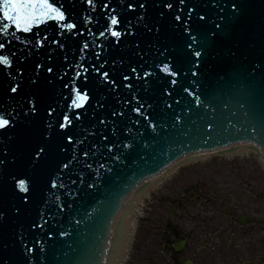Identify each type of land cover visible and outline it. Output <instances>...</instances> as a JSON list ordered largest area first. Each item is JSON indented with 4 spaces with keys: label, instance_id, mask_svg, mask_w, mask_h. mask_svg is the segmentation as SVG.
Listing matches in <instances>:
<instances>
[{
    "label": "water",
    "instance_id": "1",
    "mask_svg": "<svg viewBox=\"0 0 264 264\" xmlns=\"http://www.w3.org/2000/svg\"><path fill=\"white\" fill-rule=\"evenodd\" d=\"M52 2L65 21L0 33V264H116L162 169L239 143L264 157V0Z\"/></svg>",
    "mask_w": 264,
    "mask_h": 264
},
{
    "label": "flooded vegetation",
    "instance_id": "2",
    "mask_svg": "<svg viewBox=\"0 0 264 264\" xmlns=\"http://www.w3.org/2000/svg\"><path fill=\"white\" fill-rule=\"evenodd\" d=\"M213 155L183 164L186 186L169 195L166 214L137 218L133 241L157 255L146 264H161L157 247L166 264H264V162L251 149Z\"/></svg>",
    "mask_w": 264,
    "mask_h": 264
},
{
    "label": "snow or ice",
    "instance_id": "3",
    "mask_svg": "<svg viewBox=\"0 0 264 264\" xmlns=\"http://www.w3.org/2000/svg\"><path fill=\"white\" fill-rule=\"evenodd\" d=\"M88 3H92V0H88ZM66 20V15L62 11V6H57L52 0H0V33H8L10 29H15V32L31 33L35 28H38L50 21L63 22ZM119 21L116 17L110 19V26L118 25ZM68 29H74L75 25L68 23L64 25ZM112 37H119L120 32L108 29ZM104 33H101L103 35ZM4 45L0 44V49H3ZM87 47V45H84ZM199 56V53H196ZM0 65L6 67L11 66V60L8 56H0ZM165 73H169L170 69L165 66L163 68ZM175 75V73H172ZM106 75V74H105ZM16 91L15 88L12 89ZM89 97L86 92L76 90L74 98L72 99L71 106L75 109L82 108L88 101ZM9 121L3 116H0V129L9 125ZM71 121L67 116L64 117V124L62 127L70 124ZM19 188L21 191L26 192L27 187L25 182H19Z\"/></svg>",
    "mask_w": 264,
    "mask_h": 264
},
{
    "label": "rangeland",
    "instance_id": "4",
    "mask_svg": "<svg viewBox=\"0 0 264 264\" xmlns=\"http://www.w3.org/2000/svg\"><path fill=\"white\" fill-rule=\"evenodd\" d=\"M250 158L246 156V158L252 159L253 161L258 162L260 159L253 153L249 152ZM215 155L210 153V156L207 160L205 159H197L195 162L203 163L205 161H210ZM240 155L235 156L238 157ZM255 156V157H254ZM214 159V158H213ZM247 159V161L249 160ZM223 160H228L227 158H223ZM216 161V159H215ZM197 165H191L190 167L194 168ZM184 167L188 166H175L172 167L169 171L162 174L161 178H158L152 185H150L149 189L139 197L137 202V206L132 212L131 220L129 222V227L127 231V239L125 240L123 251L121 253L120 258H115L117 263L119 264H146L150 258H153L157 255L153 256V247L145 244L146 241L138 243L133 241V234L136 227L137 218L141 217V219L147 217L154 216L155 214H166V210L168 208V198L171 193L177 192L183 187L186 186L185 180L180 177L179 173H182ZM152 230H145L143 234H151ZM142 234V233H141ZM155 251L159 254V261L161 260V264H166L162 255V250L157 247ZM156 253V254H157ZM162 256V257H161ZM164 260V261H163Z\"/></svg>",
    "mask_w": 264,
    "mask_h": 264
},
{
    "label": "bare ground",
    "instance_id": "5",
    "mask_svg": "<svg viewBox=\"0 0 264 264\" xmlns=\"http://www.w3.org/2000/svg\"><path fill=\"white\" fill-rule=\"evenodd\" d=\"M246 144H243L242 145V147H240V149H239V147H236V149L235 150H239V151H242L243 152V150H248L249 149V147H247V146H245ZM209 153H215L214 151H205V152H199V156H209L210 154ZM199 156H197V157H199ZM203 156V157H204ZM264 160V159H263ZM172 167H169V168H167V169H165V170H163L161 173H159L158 174V178H161V176H162V174L163 173H165V172H167L168 170H170ZM156 180H153V183L155 182ZM153 183H147L148 185L142 190V191H139L138 193H137V195L135 196V205H131L130 206V208H129V211H128V213L126 212V211H124V213H123V215H125V216H128L129 217V219H125V223H124V230H122V237H120V236H118V241H119V243H120V247H119V251H118V253H116L115 255H112V258L114 259V258H120V256H121V253H122V251H123V247H124V243H125V240H126V237H127V231H128V227H129V222H130V220H131V215H132V212H133V210L135 209V207L137 206V202H138V200H139V197L141 196V195H143L148 189H149V187H150V185H152ZM116 259V260H117ZM116 264H119V263H116Z\"/></svg>",
    "mask_w": 264,
    "mask_h": 264
}]
</instances>
